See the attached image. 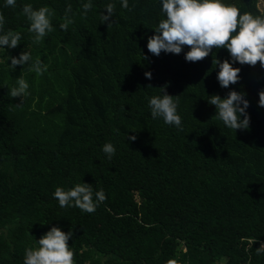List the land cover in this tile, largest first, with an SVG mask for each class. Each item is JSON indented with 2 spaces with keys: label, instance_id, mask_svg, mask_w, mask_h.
I'll use <instances>...</instances> for the list:
<instances>
[{
  "label": "trees",
  "instance_id": "trees-1",
  "mask_svg": "<svg viewBox=\"0 0 264 264\" xmlns=\"http://www.w3.org/2000/svg\"><path fill=\"white\" fill-rule=\"evenodd\" d=\"M88 2L0 0L4 31L21 34L16 48L0 47V264H24L25 249L54 226L73 233L75 264H264L256 253L264 243V68L234 63L240 80L222 88L213 60L231 62L227 49L195 63L185 60L187 47L148 52L166 19L162 0H128L130 10L91 0L84 17ZM222 2L264 17L258 0ZM109 3L110 27L101 19ZM25 4L55 12L40 44ZM69 4L74 23L64 31ZM23 51L32 60L13 69L10 58ZM38 58L47 66L40 76L29 70ZM20 77L29 94L12 98ZM162 88L178 102L182 131L151 116L149 100ZM232 90L249 102L246 130L227 128L208 103ZM106 143L116 149L111 159ZM78 183L104 190L94 213L54 198L57 187Z\"/></svg>",
  "mask_w": 264,
  "mask_h": 264
},
{
  "label": "clouds",
  "instance_id": "clouds-1",
  "mask_svg": "<svg viewBox=\"0 0 264 264\" xmlns=\"http://www.w3.org/2000/svg\"><path fill=\"white\" fill-rule=\"evenodd\" d=\"M121 4L123 8L129 9L128 0H121ZM6 6L15 7L16 0H6ZM92 7L91 0L82 5L84 17ZM105 9L107 14L102 13L101 19L103 23L108 22L110 27L115 4L109 3ZM162 11L166 14V19L159 22L154 30L155 35L150 36L147 42L148 52L152 55L158 57L161 52L178 55L187 47L190 50L185 53V60L195 63L208 57L213 49H227L231 62H221L216 58L213 60L219 67L217 80L222 88H228L240 80L241 69L233 67L234 63L255 67L259 62L264 68V17L241 14L235 5L225 4L222 0H162ZM23 14L30 22L28 30L34 34V43L40 44L48 33L54 31L53 9L47 6L34 9L31 4H25ZM74 15L69 4L65 9L64 22L59 25L61 30H68L74 23ZM4 24L5 17L0 14V47L14 49L20 43L21 34L11 30L5 32ZM10 59V66L14 69L17 65L28 64L32 57L30 53L23 51L18 58ZM29 70L40 76L47 71V66H42L38 58ZM145 77L151 79V73L146 72ZM28 88L29 84L20 77L17 79V86L12 87L9 94L12 98H22L29 94ZM162 90V95L153 96L149 100L151 116L154 119L161 117L165 124L174 125L182 131L181 116L177 114L178 102L163 88ZM244 96V93L232 90L225 98L211 96L208 103L216 107V116L227 128L246 130L250 117L246 111L249 102ZM258 104L264 107V90L259 92ZM127 138L135 141L136 136ZM102 151L111 159L116 149L113 144L106 143ZM53 195L60 207H76L87 213H94L98 205L107 199L103 189L94 191L92 185L87 183H78L69 190L57 187ZM72 235L71 231L65 233L59 227H52L39 239L38 248L25 249L24 264H75L74 252L68 244ZM256 253L264 254V243L256 249ZM168 264L175 262L169 261Z\"/></svg>",
  "mask_w": 264,
  "mask_h": 264
},
{
  "label": "rangeland",
  "instance_id": "rangeland-1",
  "mask_svg": "<svg viewBox=\"0 0 264 264\" xmlns=\"http://www.w3.org/2000/svg\"><path fill=\"white\" fill-rule=\"evenodd\" d=\"M258 8L264 11V0H258Z\"/></svg>",
  "mask_w": 264,
  "mask_h": 264
}]
</instances>
